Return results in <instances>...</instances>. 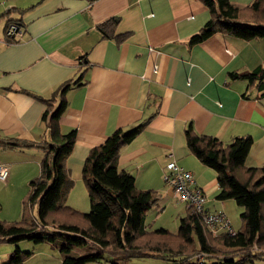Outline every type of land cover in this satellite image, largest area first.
<instances>
[{"label": "crops", "instance_id": "0c3cea01", "mask_svg": "<svg viewBox=\"0 0 264 264\" xmlns=\"http://www.w3.org/2000/svg\"><path fill=\"white\" fill-rule=\"evenodd\" d=\"M253 1L230 0L241 10L240 21L253 22L247 9ZM209 17L201 0H0V164L8 171L0 198L8 186L18 182L27 190L39 176L44 155L39 145L49 138L42 119L45 100L53 110L62 98L59 129L75 133L65 159L73 187L86 188L82 170L92 147L117 129L144 123L120 147L117 167L134 176L137 189L172 191L162 174L173 159L191 172L206 208L226 214L232 200L215 198L216 172L188 149L185 130L191 125L196 134L223 144L249 135L245 167L264 166V73L254 83L230 76L264 69V38L215 32L189 44ZM111 18L116 21L104 36L99 25ZM8 19L21 31L13 41L5 35ZM75 80L80 83L58 90ZM9 139L27 145H7ZM28 192L11 203L14 219L2 214L0 220L20 221ZM11 244L1 249L0 256H7L0 264L15 248ZM17 245L30 252L23 264H61L50 242L23 239Z\"/></svg>", "mask_w": 264, "mask_h": 264}, {"label": "trees", "instance_id": "16d2710c", "mask_svg": "<svg viewBox=\"0 0 264 264\" xmlns=\"http://www.w3.org/2000/svg\"><path fill=\"white\" fill-rule=\"evenodd\" d=\"M201 1L208 7L210 17L189 38V44L198 43L215 32L244 40L264 38V0H254L247 6L253 13L252 23L240 21L241 10L230 0ZM115 21L111 18L99 25L104 36L108 33L105 28ZM10 23L19 26L16 21L8 19L7 25ZM7 40L13 41L15 38ZM263 73L264 69H260L241 74L230 73V76L254 83ZM79 83V80L73 83L66 81L58 90L63 92ZM45 102L47 108L42 119L48 127L49 138L39 145L44 151L40 173L30 181L27 201L24 203L30 207L36 205L37 214L35 218H27L24 214L20 221L14 223L0 220V242L15 245L2 264H23L25 257L30 255V252L21 250L17 245L23 239L34 243H52L59 250L61 264L96 262L105 253L111 258L110 264H127L130 258L143 256L163 257L169 261L168 264H243L253 258H264V166L245 167V158L253 141L251 136H236L223 144L214 136L196 134L191 125L185 130L188 149L202 164L216 172L218 192L215 198L219 201L231 199L243 208L239 215L241 229L234 234L223 232L213 235L205 228L201 217L189 208L190 212L180 217L176 233L171 234L162 227L152 231L146 226L145 216L160 199V194L151 189H137L134 176L117 167L120 147L129 143L144 123L128 130L117 129L101 144L89 150L82 177L90 207L88 212L81 213L61 206L66 191L73 184L65 167V159L72 150L75 133L73 130L61 132L58 124L66 101L61 98L53 110H49L52 106L50 100ZM7 145L25 146L27 143L9 139ZM61 209L83 224H79V221L62 224L47 222L48 215ZM168 235L193 244L197 251L195 254H201L207 260L196 261L195 257L184 253L180 245L179 249L174 250L169 244L166 247L168 241L162 237ZM212 241L220 248H215ZM75 247L84 253L75 255ZM217 249L223 252L216 254L214 250Z\"/></svg>", "mask_w": 264, "mask_h": 264}, {"label": "rangeland", "instance_id": "374dc122", "mask_svg": "<svg viewBox=\"0 0 264 264\" xmlns=\"http://www.w3.org/2000/svg\"><path fill=\"white\" fill-rule=\"evenodd\" d=\"M0 183L2 182L0 181ZM24 191L25 193L29 191V187L27 188V190H23V189L21 190L20 187L18 186V182H16L13 186H8L7 188L4 189L0 198V200L2 201V207L0 209V217L2 214L9 215L8 217L11 218L13 217L11 216L12 214L9 213V209L12 210L11 203L15 202V204H18V201L21 197V192L23 193ZM154 191L160 194L161 198L157 201L155 205L151 207V209L147 211L145 216L146 226L148 229L152 231H154L155 229H159L160 227H163L166 228L171 234H174L178 229L180 217H183V214L185 213L184 212L185 204L183 202L174 200L172 191L170 190H154ZM231 202L232 203H230L231 205H229L230 207H228L226 215L228 216V219L231 222L232 229L235 232H237V230L241 229L242 227V222L240 220L239 215L243 211V208L237 206L233 200ZM24 203H23V207L25 209L27 218H35L37 214L36 205L30 207L27 204L24 205ZM61 206L71 208L81 213L88 212L90 207V202H89L87 188H85V190H81L79 185L75 187L71 186L70 190L66 191L65 200L63 201V204H61ZM186 211L190 212L189 208H186ZM46 220L47 222L50 221L51 223H55V224H62L63 222L77 223L78 221L79 224H83L81 220L75 221L74 219H72L71 215H69L66 212V210H62V209L58 212H55L52 215H48ZM162 238L168 241L165 244L166 247H169L167 245L169 244L170 246H172L174 250V249H179L178 246L180 245L182 251L184 253L190 254L193 257H195L196 261L201 259L203 261L207 260L203 255L195 254V252L197 251L196 249H194L193 244H187L178 237H173L171 235ZM211 244L215 248H220V246L214 241H212ZM7 246L10 247L12 246V244L0 243V254H2L1 249ZM214 251L216 254L223 252L220 251L219 249ZM74 253L75 255H80L84 253V251H82L79 247H75ZM6 256L7 255L0 256V258ZM164 259L166 258L159 256L134 257V258H130L127 261V264H168L169 261H166ZM110 260H111L110 256L107 253H105L100 260L85 264H110ZM208 261L210 262V260ZM243 264H264V258H253L251 261H247Z\"/></svg>", "mask_w": 264, "mask_h": 264}, {"label": "built area", "instance_id": "2783aa9c", "mask_svg": "<svg viewBox=\"0 0 264 264\" xmlns=\"http://www.w3.org/2000/svg\"><path fill=\"white\" fill-rule=\"evenodd\" d=\"M6 38L21 35L18 26L10 23L5 28ZM8 176L5 165L0 164V181L4 182ZM162 179L168 185L174 197V200L183 202L192 212L198 214L205 228L216 235L219 232L234 234L230 221L226 214L221 211H209L206 204V196L203 190L196 185L195 179L191 172L178 165L173 159L167 161L164 166Z\"/></svg>", "mask_w": 264, "mask_h": 264}]
</instances>
